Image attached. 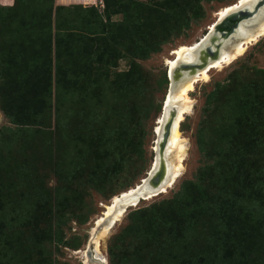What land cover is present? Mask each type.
Returning a JSON list of instances; mask_svg holds the SVG:
<instances>
[{
	"label": "rangeland",
	"instance_id": "rangeland-1",
	"mask_svg": "<svg viewBox=\"0 0 264 264\" xmlns=\"http://www.w3.org/2000/svg\"><path fill=\"white\" fill-rule=\"evenodd\" d=\"M133 1L142 3L147 8L148 5L159 2ZM237 1L202 0L198 5L197 18L191 17L190 10L197 4L189 6L190 3H187V9L175 10L172 17L166 19L165 16L156 14L150 18L145 17L146 19L134 18L129 27H125L121 15L110 16L114 27L109 28V49H104L105 54L104 50H99V54L91 55L92 58L88 61V54H81L75 63L76 69L72 66V72L78 75L75 78L76 83L86 87L92 86L96 81L102 87L112 83L131 85L129 82L137 81L136 86L140 92H132L129 97L132 100V110L129 114L132 128L129 129V134L127 130L122 131L123 134L118 138V146H121L127 155L130 153L129 158L117 151L119 148L116 146L112 149L110 161L102 158L104 149L101 142L103 144L105 137L100 134L105 129H66L64 132L68 143L64 149L58 129H40L39 134L32 132L30 135L23 132L12 135L5 133L6 148L1 151L0 157V194L8 193L14 198L15 205L19 207L24 219L16 226L20 230L16 237L9 231V227L7 231L0 230V253L8 252L9 258L19 264H22L23 260L29 264H97L96 253L89 241L91 233L96 231V219L102 215L103 206L108 205L113 197L137 185L151 165L155 138L153 130L160 117V107L167 88L165 60L172 59V50L196 43L218 18V13L228 6L235 5ZM1 3H4L3 0ZM11 3L5 2L3 5L9 6ZM54 4L94 5L98 13H101L103 8L99 0L89 5L79 4L74 0H54ZM17 8L13 20H1L5 23L0 21V74L4 72L10 82H17L15 75L25 72L21 70L24 63L22 61L27 58L29 47L36 43L38 35L30 30L24 34L19 32L17 27L21 18L27 15V11L25 6ZM69 11L64 13V16H72L69 23L65 25L63 22V33L82 35L83 28L75 27L72 22L79 18V9ZM39 15L43 19V14ZM44 23L43 19L41 23H36L33 29L37 33L43 31ZM151 40L160 44L152 48L149 46ZM143 42L147 44H142ZM93 44L96 47H83L78 53L90 54L93 48H98L99 40L93 41ZM136 47L141 48L142 54ZM128 66L130 77L121 78L120 76L127 72ZM261 69H264V36L248 45L231 63L220 69L209 70L205 82L194 85L193 90L188 93L191 100L190 112L184 115L179 124L184 148L179 177L165 193L141 201L135 208L128 209L112 226L99 242L98 257L103 261L102 264H110L108 251L112 247V237L128 223V213L137 209L150 210L153 207L154 211L160 214L161 210L156 205L171 198L184 182L193 181L197 172L210 163L196 147L195 140L201 129L222 130L227 136L223 146L226 149L236 150L250 143L251 149L246 150L244 154L245 164L242 166V172L244 175H251L255 183L264 178V97L261 94L264 77L259 73ZM24 75L30 80L29 72L26 71ZM119 77L121 79H118ZM216 85L219 89L216 101L208 106L205 104V97ZM6 91V86L0 85V95ZM21 98L20 101L24 104L30 103V107L43 106L37 95L21 94ZM249 99L251 102H248ZM241 102L249 104L245 109L247 117L250 118L249 122V118L239 120L242 114L236 113ZM236 119L238 121L235 122ZM78 122H83V119L78 118ZM7 126V120L0 112V129ZM101 126H106V123H101L100 128ZM128 140L138 145L140 157L136 158L137 150L133 146L127 148ZM102 166H109L105 178L97 172V167L101 169ZM93 177H96L95 181L91 179ZM225 184L230 188L229 182ZM56 191L59 193L56 196L57 205L54 202ZM263 211L259 224L247 227L249 231L250 227L257 229L260 225L259 232L255 235L260 236L257 242L260 252L264 250ZM30 215H34L33 218L39 227L54 230L55 237L60 239V242L31 243L29 230H26L30 225ZM15 216L20 221V215H13ZM156 244L153 241L135 244L124 239L123 243L113 245L118 246V251L126 258V261L119 260L118 264H127L134 249L149 250Z\"/></svg>",
	"mask_w": 264,
	"mask_h": 264
},
{
	"label": "trees",
	"instance_id": "trees-1",
	"mask_svg": "<svg viewBox=\"0 0 264 264\" xmlns=\"http://www.w3.org/2000/svg\"><path fill=\"white\" fill-rule=\"evenodd\" d=\"M99 1L103 6L101 13L97 12L94 5H55L54 0H12L9 6L0 5V21L8 20L7 22L13 20L18 6H25L27 15L21 18L22 22L19 20L17 28L23 34L27 30L38 34L36 43L29 47L30 52H27V58L22 61L24 63L21 70L25 72L15 75L17 82L8 81L4 72L0 74V85L7 88L0 95V112L9 125L0 129V157L1 151L6 148L5 133L39 134L40 129H58L63 149L68 143L65 139L66 129H105L100 134L105 137L104 145L100 141L104 149L102 158L110 161L114 146L119 148L117 151H121L123 156L127 155L118 146V138L123 134L122 131L127 130L129 134V129L132 128L129 118L132 100L129 97L132 92H140L136 86L137 81H128L131 85L112 83L107 87H102L96 81L92 86H79L75 79L78 75L72 69H76L75 63L81 54H88V61L91 60V55L99 54V50L109 49V28L114 27L110 16L121 15L123 24L129 27L134 18H150L158 14L167 19L172 17L175 10L187 9V3H190L189 6L197 4L190 9L191 17L197 18L198 5L202 0H159L152 6L148 5V8L133 0ZM74 8L79 9L80 16L72 22L75 27L83 28L82 35L63 33L64 23H69L72 16H64V13ZM39 14H43L45 23L43 31L37 33L33 26L42 22ZM4 21L1 22L5 23ZM97 40L98 48H93L90 54L78 53L83 47H96L93 41ZM159 44L151 40L149 46L153 48ZM136 49L140 52L141 48ZM105 53L106 50L103 51ZM26 71L31 75L30 80L25 78ZM259 73L264 77V69L259 70ZM130 75L128 66L127 72L120 77L128 78ZM165 81L167 83L166 77ZM217 87L218 85L214 86L206 95V105L211 106L216 101L219 92ZM21 94L39 96L43 106L30 107V103H22ZM261 94L264 97V85ZM239 105L236 112L242 114L239 120L249 118L247 111L245 112L249 104L241 102ZM78 118H82L83 122L79 123ZM249 120L250 118L248 122ZM101 123H106V126L100 128ZM225 138L226 134L220 129L198 131L196 147L210 163L197 172L193 181L184 182L171 198L156 205L161 210L160 214L153 207L150 210L137 209L127 214L128 223L112 237V247L108 251L110 264H118L119 260L126 261L124 255L118 251V246L113 245L123 243L124 239L135 244L147 241L157 243L149 250L134 249L127 264H264V250L260 252L257 243L260 236L256 237L260 225L257 229L250 227L247 230L248 226L259 224V220L263 218L261 212L264 210V178L255 183L251 175H244L242 172L244 154L251 149V144L230 150L223 147ZM11 142L12 139L9 143ZM127 142V148L133 146L137 150L136 158L140 157L138 145H134L131 140ZM129 155L130 153L128 158ZM108 168L109 166H102L101 169L97 167V172L105 178ZM91 179L95 181L96 177ZM226 182H229L230 188ZM54 194L57 205L56 196L59 193L56 191ZM19 210L13 197L8 193L0 194V230L4 232L9 227V231L16 237L20 231L16 226L24 219ZM13 215H20V221ZM30 217V225L26 230H29L31 243L60 242L55 237L54 230L39 227L34 215ZM0 255V264H19L9 258L8 252ZM22 264L29 263L23 260Z\"/></svg>",
	"mask_w": 264,
	"mask_h": 264
},
{
	"label": "water",
	"instance_id": "water-1",
	"mask_svg": "<svg viewBox=\"0 0 264 264\" xmlns=\"http://www.w3.org/2000/svg\"><path fill=\"white\" fill-rule=\"evenodd\" d=\"M247 2L243 5L238 4L236 8L217 18L210 25V28L188 53L190 60L175 61L172 68H166L167 88L159 118L162 123L153 130L155 137L152 149L153 159L145 177L140 179L132 189L119 195L118 200L124 198V201L112 203L111 206L114 208L124 206L125 202L128 204L125 205L121 217L128 209L135 208L137 203L163 194L174 182L166 148L174 126L178 128L184 115L182 113L180 115L177 105L170 104V101L176 102L174 97L187 83L197 78L202 72L208 71L215 63L222 62V53L227 52L229 47L227 42L238 32V28L243 22H248V26L258 24L260 18L264 16V0H249ZM178 117H180L179 120ZM121 217L110 220V215H103L101 223L109 225L110 229Z\"/></svg>",
	"mask_w": 264,
	"mask_h": 264
},
{
	"label": "bare ground",
	"instance_id": "bare-ground-1",
	"mask_svg": "<svg viewBox=\"0 0 264 264\" xmlns=\"http://www.w3.org/2000/svg\"><path fill=\"white\" fill-rule=\"evenodd\" d=\"M247 1L249 0H238L235 5L228 6L224 9H222L218 13V18L222 17L225 13L228 11L234 9L237 7V5H243L248 3ZM210 28V26H209ZM208 28V29H209ZM264 36V16L260 18L259 22L255 26H248V22H243L240 27L238 28V32L231 37V39L227 42L228 44V50L227 52L222 53V62L221 63H215L209 70L211 69H220L221 67L231 63L237 56L241 55L245 49L247 48L248 45L253 44L256 42L260 37ZM195 45L193 43L190 46H180L174 50L171 51L170 55L172 56V59L165 60V66L166 68H172L175 64V61H188L190 60V57L188 56V53L192 50V47ZM208 71L202 72L201 74L198 75L197 78L192 80L190 83H187L180 91L179 93L174 97L176 102L170 101V104H175L178 107L179 114L181 113L183 115H187L190 112L191 108V100L188 97V93H190L193 90V87L196 83L198 82H205L207 80V74ZM160 118V117H159ZM158 118L157 124L155 129H157V126L162 123ZM180 117H178V120ZM180 124V123H179ZM179 126L178 128L174 126V129L169 137L168 140V147L166 148V152L168 153V162L170 166V171L172 173V176L174 177V180L179 177L180 175V170L182 168L181 162H182V157H183V139L180 135L179 132ZM159 135V132H158ZM170 188V187H169ZM132 189V188H131ZM130 190V189H129ZM166 192V191H165ZM164 192V193H165ZM125 193V192H123ZM121 193L120 195H122ZM118 196H115L111 199V202L103 206L104 211L100 217L96 219L95 223V232L91 233V239L89 241V244L93 246L94 251L96 253V263L97 264H102L103 261H100L98 257V248H99V242L100 240L103 239L105 235L111 230L109 229V225H105V223H101V218L103 215L108 216L110 215V220L113 219H118L121 217L122 211L125 208L126 204L122 207L114 208L112 203H118L119 201H124V198L118 200ZM140 203V202H139ZM137 203V205L139 204ZM136 205V206H137ZM101 223V224H100ZM97 227V228H96ZM90 247V246H89ZM89 250V249H88ZM100 254V253H99ZM100 256V255H99ZM88 264V263H85Z\"/></svg>",
	"mask_w": 264,
	"mask_h": 264
},
{
	"label": "crops",
	"instance_id": "crops-1",
	"mask_svg": "<svg viewBox=\"0 0 264 264\" xmlns=\"http://www.w3.org/2000/svg\"><path fill=\"white\" fill-rule=\"evenodd\" d=\"M95 0H74V2H77L79 4H93ZM3 2L7 3V4H10L12 2V0H3ZM4 3H1V0H0V5H3ZM60 4V3H59Z\"/></svg>",
	"mask_w": 264,
	"mask_h": 264
}]
</instances>
